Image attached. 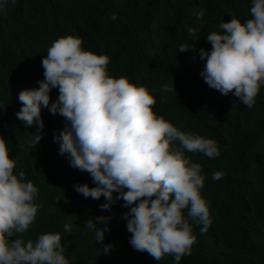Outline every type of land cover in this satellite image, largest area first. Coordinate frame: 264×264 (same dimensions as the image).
<instances>
[{
  "label": "trees",
  "instance_id": "16d2710c",
  "mask_svg": "<svg viewBox=\"0 0 264 264\" xmlns=\"http://www.w3.org/2000/svg\"><path fill=\"white\" fill-rule=\"evenodd\" d=\"M250 7V0H15L0 9V137L15 161L13 174L22 172L38 189L39 207L22 234L25 240L59 232L69 264H173L171 254L157 260L131 247L122 199L101 209L103 196L85 198L74 190V184L95 185L87 171L69 165L53 141L69 123L65 117L42 107V137L35 146L30 143L35 125L26 126L15 115L22 103L18 93L37 88L44 78L41 61L52 42L73 35L82 38L84 50L110 58L109 76L146 86L156 98V115L218 146L220 154L213 158L185 151L205 174L201 195L210 202L212 223L201 232L189 219L195 242L178 264H264V85L248 108L199 75L205 63L199 50L211 47L208 32L223 31L219 24L234 16L243 24ZM200 8L205 14L197 20L192 12ZM189 27L196 29L192 36ZM181 44L189 48L179 51ZM172 84L175 93H161ZM49 96L51 104L58 88ZM216 171L223 175L213 180ZM97 216L109 218L102 242H95L85 225ZM66 223L70 233L63 230ZM109 243L113 247L104 253L103 244Z\"/></svg>",
  "mask_w": 264,
  "mask_h": 264
},
{
  "label": "clouds",
  "instance_id": "9594fccd",
  "mask_svg": "<svg viewBox=\"0 0 264 264\" xmlns=\"http://www.w3.org/2000/svg\"><path fill=\"white\" fill-rule=\"evenodd\" d=\"M8 3L15 0H0V9ZM250 4V18L243 24L235 16L222 21L218 27L223 31L208 32L210 49L199 50L205 61L199 73L204 82L223 95L231 93L248 108L264 85V0ZM204 14L203 8L192 12L197 20ZM110 18L115 20L116 14ZM195 31L187 29L189 36ZM81 45L82 38L73 35L52 42L41 61L44 78L37 88L18 93L22 103L15 115L26 126L35 125L30 142L35 146L42 137V107L65 117L69 123L59 135L53 134V141L69 165L87 171L95 185L74 184V190L85 198L103 196L101 209L122 199L128 209L122 218L131 233V247L157 260L171 254L173 264H178L195 242L189 219L201 225V232L212 223L210 202L201 195L205 174L185 151L213 158L220 154L218 146L213 139L182 131V126L156 115L152 110L156 98L146 86L109 76L110 58ZM188 48L181 44L179 51ZM52 88H58V96L49 104ZM160 91L174 92L173 84ZM14 167L6 140L0 137V264H69L59 232L39 234L34 241L23 238L37 214L38 189L31 180L24 181L22 172L14 175ZM222 175L216 171L211 178ZM108 219L97 216L85 221L95 242L103 241ZM63 230L70 233L71 226L66 223ZM112 247L103 244V252Z\"/></svg>",
  "mask_w": 264,
  "mask_h": 264
}]
</instances>
